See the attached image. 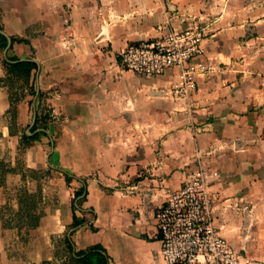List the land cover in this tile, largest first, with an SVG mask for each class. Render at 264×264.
Listing matches in <instances>:
<instances>
[{
    "label": "crops",
    "instance_id": "crops-1",
    "mask_svg": "<svg viewBox=\"0 0 264 264\" xmlns=\"http://www.w3.org/2000/svg\"><path fill=\"white\" fill-rule=\"evenodd\" d=\"M192 19L208 25L200 59L213 68L186 96L163 94L177 79L175 69L135 76L121 68L128 42ZM0 30L11 39L9 49H0L1 78L11 60L35 62L34 93L17 99V123L9 114L13 78L0 81V264L54 258L53 234L64 236L73 220L74 187L62 181L58 203L46 204L36 223L17 227L3 209L14 200L8 192L14 183L31 185L32 172L55 164L66 182V174L74 175L85 186L76 210L84 221L67 230L76 249L100 244L109 264H165L154 214L195 159L217 172L213 213L220 231L262 264L264 65L250 57H264V0H0ZM44 104L54 119L32 128V136L25 129L32 137L25 143L21 127L30 115L37 121ZM61 132L80 136L66 142ZM51 137L54 149L44 153L40 143ZM253 242L258 251L247 248Z\"/></svg>",
    "mask_w": 264,
    "mask_h": 264
},
{
    "label": "built area",
    "instance_id": "built-area-1",
    "mask_svg": "<svg viewBox=\"0 0 264 264\" xmlns=\"http://www.w3.org/2000/svg\"><path fill=\"white\" fill-rule=\"evenodd\" d=\"M207 26L196 19L179 28L159 25L155 36L130 41L121 49L120 66L140 76L175 69L177 79L163 94L186 96L196 87L197 78L213 68L200 59ZM216 175L199 160L182 185L157 207L154 217L159 254L165 264H254L215 224L212 182Z\"/></svg>",
    "mask_w": 264,
    "mask_h": 264
},
{
    "label": "rangeland",
    "instance_id": "rangeland-1",
    "mask_svg": "<svg viewBox=\"0 0 264 264\" xmlns=\"http://www.w3.org/2000/svg\"><path fill=\"white\" fill-rule=\"evenodd\" d=\"M161 26H163V25H161ZM165 28H167V27L165 26ZM0 49H9V48L0 47ZM250 59H251V62L253 61L252 63H258V65H262V66L264 65V60H263L264 57L260 56L259 54H253L250 57ZM251 62L249 60L247 63L250 64ZM250 65H252V64H250ZM130 73L134 74L135 76H140V75H137L133 72H130ZM8 74H9L8 76L4 77L7 81L9 80V77L10 78L12 77L14 79V80L12 79V84L14 85V87L12 88V93H11V98L14 102V103H12V105L14 106V110L10 111L9 114L11 116L10 117L11 121L14 123H17V111H16V103L18 101L17 99L20 97V94L24 95V93H26V92L29 93L30 88H29V86H26L25 84H23L22 81L18 77L11 75L10 73H8ZM12 105H11L10 109L12 108ZM45 107H46L45 113H47L49 106L45 105ZM48 115H49V118H48L47 122L54 119L50 116V114H48ZM34 120L35 119L31 120V115H30L28 122H26L25 126L21 127V135L24 134L25 129H27L28 131H30V132H28V134L30 136H32L33 135L32 131H31L32 128L37 129L38 127H44L45 126L41 120H37V121L36 120L34 121ZM46 126H47V123H46ZM59 136H62V138H64V140L66 142H68V139H70L71 137H72L71 140H75L80 135H75V134L66 135V134L61 132V134ZM52 142L54 144L53 137H51V143L48 140V138H43V142L40 144L42 146V150L44 153H46L47 149H49L50 147L52 150L54 149L53 148L54 145L52 146ZM18 157H19L18 158V160H19L18 165H19L21 159L24 158V154L20 152ZM195 161H196L195 166H197L198 161L196 159H195ZM55 166L56 167L52 168V169H48V170L45 169L44 171L43 170H41V171L36 170V171L32 172L33 175H35V177H37V179L31 185L26 184V182L24 185H23V182H19V184L14 183L13 187L10 190H8V192L10 194H13L12 196H13L14 200H9V202L4 204V209H3V211L7 212V215L4 216V218L7 221H9L13 225H16L17 227L18 226L22 227L26 220H27V222H30L34 219V217L37 214L40 215V213H42L43 208L45 207L46 204H48L50 206L56 205L59 201L58 191L60 190V187L63 185L62 181H64L66 183V185L74 187L73 189H71V191L69 193V195L71 197L70 198L71 202L72 201L74 202L75 193H76L78 187H80V182L76 181V179H75L76 177H74V175H71L72 176L71 177L72 178L71 183H70V181L66 182L65 178H63L64 173H63L62 169H64V168H62L61 166H58L56 164H55ZM195 166L193 168H195ZM207 166L210 167L209 165H207ZM4 168H6V167H4ZM185 168L187 169L186 175L190 170L193 169L192 168V169L188 170L190 168V165L189 166L186 165ZM17 169H18V167H17ZM23 172H25V171H23ZM39 173H42L43 176L40 175L38 177ZM47 175H48V178L47 179L44 178ZM42 178L44 180H42ZM60 178L62 179L61 182L59 181ZM263 189H264V185H263ZM257 198H258L257 204H259L261 211H262V214H263L264 213V197H257ZM16 209H18V210H16ZM27 212L30 213L29 216L26 215ZM31 214L34 216H30ZM256 221H258V219ZM262 221H264V216H263ZM215 224H216V222H215ZM67 229H68V227H65V230H67ZM219 230H220V228H219ZM250 231H252V227L247 232H250ZM53 235L54 236L52 238H53V243H54L53 244L54 258L49 260V264H62L65 261L64 259L66 258V253H67L66 252V246L63 243V232H61L60 235H56V233ZM252 235H254V237H256V238L261 237V230L259 228L257 230L253 229ZM21 237L19 236V239L24 241L26 235L24 233H22ZM249 237H250V235H249ZM15 239L16 238L14 237V240ZM14 243H16V242L14 241ZM20 244H24V243H20ZM255 244H256V242L250 243L249 246L247 245V248H249V250L252 252H254L255 250L258 251V249H260V247L259 246L256 247ZM234 247L235 248L239 247L238 249H241V251H243V252L245 251L244 247H240V246H237V247L234 246ZM250 258L253 259L254 264L256 263V261H259L258 259L255 260L252 257H250ZM261 261H262V264H264V260H261ZM39 264H41V263H39ZM68 264H70V261Z\"/></svg>",
    "mask_w": 264,
    "mask_h": 264
},
{
    "label": "trees",
    "instance_id": "trees-1",
    "mask_svg": "<svg viewBox=\"0 0 264 264\" xmlns=\"http://www.w3.org/2000/svg\"><path fill=\"white\" fill-rule=\"evenodd\" d=\"M12 40L24 41L27 43L29 42L28 39L23 38V37H12ZM6 44H7L6 35L0 32V47L4 48ZM6 67H7L8 73L18 77L22 81L23 84H25L26 86H29L30 93H34V90L32 86L30 85V74H31L32 69L35 67V62L32 59H29V58L14 59L8 62ZM1 80L6 81L5 78L0 77V81ZM45 108H46L45 105H43V107H40V109H45ZM13 110H14V106L12 105V108L10 109V111H13ZM48 118H49L48 113L37 115V119L41 120L44 123V125H46ZM22 138L24 139L25 143H28L32 137L24 133ZM65 177L67 181H70L71 179L70 175L66 174ZM84 191H85V186L84 184H82L80 185V187H78L75 193L74 198L75 199L77 198L76 199L77 202L72 201L71 208H72L73 220L70 224H68L67 230L69 229L73 230L78 224L84 221V217L79 216L76 213V210H78V207L80 206L82 201L85 199ZM29 214L30 213L28 212L26 213L27 216H29ZM30 216H34V215L31 214ZM39 216L40 215L37 214L32 221L33 222L35 221L34 223H36ZM67 230L63 236V243L66 246L67 253H66V258L64 259L65 261L62 264H68L69 261H70V264H109L108 256L103 251V248L100 244H92L88 248L76 249L70 238V233ZM41 264H49V261L43 260Z\"/></svg>",
    "mask_w": 264,
    "mask_h": 264
},
{
    "label": "water",
    "instance_id": "water-1",
    "mask_svg": "<svg viewBox=\"0 0 264 264\" xmlns=\"http://www.w3.org/2000/svg\"><path fill=\"white\" fill-rule=\"evenodd\" d=\"M0 32H2L1 30H0ZM3 33V32H2ZM7 38V47H8V45L10 44V42H11V39L9 38V37H6Z\"/></svg>",
    "mask_w": 264,
    "mask_h": 264
}]
</instances>
